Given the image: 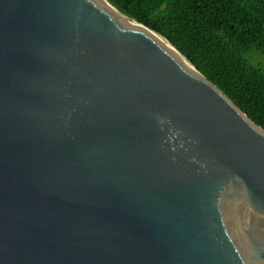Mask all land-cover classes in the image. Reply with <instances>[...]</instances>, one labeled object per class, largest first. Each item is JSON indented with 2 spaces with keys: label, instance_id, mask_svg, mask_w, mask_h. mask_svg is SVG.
<instances>
[{
  "label": "water",
  "instance_id": "1",
  "mask_svg": "<svg viewBox=\"0 0 264 264\" xmlns=\"http://www.w3.org/2000/svg\"><path fill=\"white\" fill-rule=\"evenodd\" d=\"M0 264H264V131L106 0H0Z\"/></svg>",
  "mask_w": 264,
  "mask_h": 264
},
{
  "label": "trees",
  "instance_id": "2",
  "mask_svg": "<svg viewBox=\"0 0 264 264\" xmlns=\"http://www.w3.org/2000/svg\"><path fill=\"white\" fill-rule=\"evenodd\" d=\"M161 37L264 131V0H106Z\"/></svg>",
  "mask_w": 264,
  "mask_h": 264
},
{
  "label": "rangeland",
  "instance_id": "3",
  "mask_svg": "<svg viewBox=\"0 0 264 264\" xmlns=\"http://www.w3.org/2000/svg\"><path fill=\"white\" fill-rule=\"evenodd\" d=\"M251 55L253 59L252 63L260 66L264 70V56L257 52H254Z\"/></svg>",
  "mask_w": 264,
  "mask_h": 264
},
{
  "label": "bare ground",
  "instance_id": "4",
  "mask_svg": "<svg viewBox=\"0 0 264 264\" xmlns=\"http://www.w3.org/2000/svg\"><path fill=\"white\" fill-rule=\"evenodd\" d=\"M101 1V0H100Z\"/></svg>",
  "mask_w": 264,
  "mask_h": 264
}]
</instances>
